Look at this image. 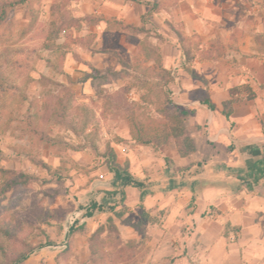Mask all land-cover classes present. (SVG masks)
Masks as SVG:
<instances>
[{"label":"rangeland","instance_id":"1","mask_svg":"<svg viewBox=\"0 0 264 264\" xmlns=\"http://www.w3.org/2000/svg\"><path fill=\"white\" fill-rule=\"evenodd\" d=\"M13 1L0 0V167L28 173L30 180L4 190L0 172V223L14 233L8 236L0 229L2 241L18 250L44 244L24 264H195L189 248L175 238L178 232H172L171 239L173 247L181 248L177 252L156 253L149 244L150 229L164 223L166 210L154 201L149 208L137 188H130L126 202L117 208L135 221L146 211L148 238L143 240L115 217L122 239L113 241L112 248L106 246L103 263L90 260L89 237L111 211L85 214L92 199L105 200L106 190L114 187L103 156L108 143L122 163L128 160L152 180L163 173L159 157L195 148L194 135L202 127L192 115H181L179 109L188 107V93L176 89L175 78L169 88L141 86L146 79L143 67H157L155 58L165 63L171 57V71L181 58L178 43L152 18L153 9L179 0L133 1L128 16L138 18L148 32L127 27L115 14L107 22L85 18L100 15L102 9L111 13L110 5L129 0ZM55 1L61 5L58 16L52 14ZM236 1L231 13L236 12L237 19L253 20L257 14L264 21V0ZM58 25L63 30L54 38ZM190 39L203 44L200 37ZM254 40L264 57V31ZM241 42L246 40L219 37L208 44L210 53L219 54ZM138 128L144 134L165 128L169 140L159 146L138 143L133 138ZM151 170L161 172L152 175ZM193 205L191 198L186 208L191 211ZM192 225L186 222L183 232H195ZM233 235L230 240H237V232ZM8 260L0 250V264Z\"/></svg>","mask_w":264,"mask_h":264},{"label":"crops","instance_id":"2","mask_svg":"<svg viewBox=\"0 0 264 264\" xmlns=\"http://www.w3.org/2000/svg\"><path fill=\"white\" fill-rule=\"evenodd\" d=\"M236 2L179 0L153 9L152 18L180 46L181 58L172 66L175 87L181 93H188L186 108L193 109L190 115L202 128L194 135L198 136L194 139V150L172 151L164 158L159 157L164 169L156 180L136 172L129 162L134 176L151 180L144 202L149 208L153 201L155 206L159 202V207L166 210L161 225L164 227L156 224L150 229L149 244L156 253L177 252L181 248L173 247L171 239L172 232H178L175 238L181 239L183 248H189L188 254L193 256L195 264H264V88L261 86L264 57L254 40L264 31V21L257 14L253 20L237 19L236 12L231 13ZM132 5L133 0H129L110 5L111 13L100 10L104 18L99 22H107L115 14L125 24L139 25L138 18L128 16ZM135 14L138 15L137 10ZM238 26L242 29L237 30ZM178 31L187 38L200 37L201 47L210 52L208 41L212 39L243 37L246 40L219 54L214 51L197 55L191 64L208 80L207 89L215 109L191 98V92L205 84L199 83L183 66L186 58ZM171 62V57L166 58L164 65L170 68ZM241 83L252 86L255 98L248 99L245 92L239 94L227 118L223 113L224 101L231 98L230 88ZM151 171L152 175L161 172ZM130 188L137 187L127 186V192ZM137 189L141 194V189ZM191 198L194 205L190 211L186 207ZM190 220L195 231L191 235L183 232ZM235 232L238 238L231 241Z\"/></svg>","mask_w":264,"mask_h":264},{"label":"trees","instance_id":"3","mask_svg":"<svg viewBox=\"0 0 264 264\" xmlns=\"http://www.w3.org/2000/svg\"><path fill=\"white\" fill-rule=\"evenodd\" d=\"M137 1V0H133ZM25 0H14L12 4L23 3ZM61 10V5L59 2H53L52 4V14L58 16ZM85 18L97 23L99 20L103 19V16H91L86 15ZM54 23L58 24V19H53ZM127 27L138 30L139 32H148V28L143 23L142 25L126 24ZM63 28L58 25L53 31V37L57 38ZM67 32V31H66ZM179 43L182 47L186 58V70L194 77L200 79L205 87H198L191 92V98L198 99L201 103L206 104L209 108L215 109L216 104L210 96L207 89L208 80L201 74L197 73L191 66L197 55L204 56L210 53V50H205L201 47L199 42L194 43L190 38H187L178 31ZM146 56L151 58V54L146 52ZM157 67L146 66L143 67L146 79L141 83V86L152 85L154 88H169L170 84L174 81V76L170 68L166 67L163 63L162 58H155ZM264 88V82L261 85ZM169 90V89H168ZM245 92L248 99L255 98V92L249 83L237 84L230 88L231 98L224 101L225 109L223 113L227 118L230 117L233 110V103L236 97ZM181 115L186 117L193 112L192 108L179 109ZM48 140H51L49 135H46ZM133 138L141 144L144 145H164L169 140L168 131L163 128L158 134H144L141 129L138 128L135 133H133ZM1 150V148H0ZM194 147L191 148V151ZM106 163L109 166L110 171L114 176V187L113 189L106 190L105 200L100 201L98 199H92L88 205H86V215H93L96 211H107L110 209L111 213L108 215L107 219L98 225V227L92 232L89 237V247H90V260L95 263H103L106 260L107 252L105 251L106 246L113 247V241H121V233L119 226L115 221V217L121 219L123 224L129 225L136 229L141 237L144 239L148 238V232L145 227V222L149 219V214L145 211L141 214V219L135 221L132 217H124V209H118L117 206L124 204L127 200L128 192L126 190L127 186H134L141 189V199L144 195L149 192L151 182L147 179H140L132 174L129 170V161H125L122 164L118 160L117 152L111 143L107 144L106 151L103 153ZM1 175L3 176V188L8 190L16 185H26L30 180V175L28 173L19 171L13 168L0 167ZM145 208L143 203L142 205ZM0 229H2L6 235H13V230L9 228L6 224L0 223ZM116 243V244H117ZM133 241H129V244H133ZM47 244H56L55 241H49ZM64 244H68L65 242ZM44 246V244L33 246L26 250L10 249L4 241L0 238V250L8 256L9 260L4 262V264H24V261L29 257V255L38 247ZM68 246V245H67ZM67 248V247H66Z\"/></svg>","mask_w":264,"mask_h":264},{"label":"built area","instance_id":"4","mask_svg":"<svg viewBox=\"0 0 264 264\" xmlns=\"http://www.w3.org/2000/svg\"><path fill=\"white\" fill-rule=\"evenodd\" d=\"M77 216L78 215L72 216L70 222L73 223L76 220Z\"/></svg>","mask_w":264,"mask_h":264}]
</instances>
